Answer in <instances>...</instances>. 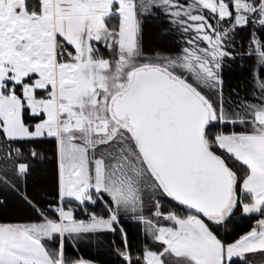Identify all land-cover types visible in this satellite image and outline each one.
<instances>
[{"label":"snow or ice","instance_id":"snow-or-ice-1","mask_svg":"<svg viewBox=\"0 0 264 264\" xmlns=\"http://www.w3.org/2000/svg\"><path fill=\"white\" fill-rule=\"evenodd\" d=\"M149 22L176 46L146 48ZM10 198L0 264H93L66 242L117 232L123 264H264V0H0Z\"/></svg>","mask_w":264,"mask_h":264},{"label":"trees","instance_id":"trees-1","mask_svg":"<svg viewBox=\"0 0 264 264\" xmlns=\"http://www.w3.org/2000/svg\"><path fill=\"white\" fill-rule=\"evenodd\" d=\"M174 41L175 38L173 36L161 34L159 26L155 22H149L146 25L144 35L146 48L175 47ZM224 76L227 83L235 86V84L242 79L243 73L241 69L233 65L232 68L225 69ZM29 191H38L43 201L54 199V185L46 175V172L39 169L34 173L33 177L29 179ZM25 215L26 213L19 203L11 198L7 209L0 211V218L7 216L10 219H18L23 218ZM123 223L128 232L132 246L140 247L143 241L141 226L128 220L123 221ZM250 223V221L241 220L238 217L236 221L228 226L229 230H233L232 236L229 238L231 239L242 234L243 231L248 229ZM113 241H115V243H113ZM116 247H122L119 232L115 235L112 233H104L98 237H91L86 241L78 242L75 246L67 242L65 245L66 253L69 256L83 257L84 259L91 260L98 264H123L122 259L115 251Z\"/></svg>","mask_w":264,"mask_h":264},{"label":"rangeland","instance_id":"rangeland-1","mask_svg":"<svg viewBox=\"0 0 264 264\" xmlns=\"http://www.w3.org/2000/svg\"><path fill=\"white\" fill-rule=\"evenodd\" d=\"M259 261V258H257V262ZM93 262V261H92ZM93 264H98V263H95V262H93ZM258 264V263H257Z\"/></svg>","mask_w":264,"mask_h":264}]
</instances>
